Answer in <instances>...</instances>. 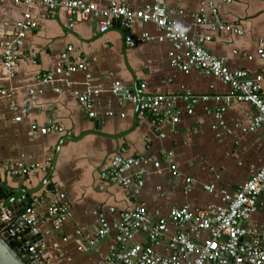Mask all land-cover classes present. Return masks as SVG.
I'll return each instance as SVG.
<instances>
[{
  "label": "crops",
  "instance_id": "0c3cea01",
  "mask_svg": "<svg viewBox=\"0 0 264 264\" xmlns=\"http://www.w3.org/2000/svg\"><path fill=\"white\" fill-rule=\"evenodd\" d=\"M86 1L102 8L111 2ZM126 1L133 9L152 4V0ZM207 1L166 0V3L171 17L184 32L189 36L212 35V40L206 43L212 54L230 70L244 69L250 76L261 78L264 85V58L260 55L264 51V0L220 5L226 23L242 30L243 34L215 32L196 26L194 14ZM28 11L36 17L39 26L26 33L22 52L26 55L35 52L37 59L35 63L30 57L20 59L15 75L10 76L2 58L1 43L12 36L16 24ZM133 30L135 37L147 33L150 39L131 48L127 47L125 31L120 26L101 34L95 18L72 19L63 9L50 17L42 6L0 4V88L9 92L0 94V184L14 189L36 188L46 180L55 162L49 180L35 193L43 194L57 187L56 197L71 206V216L60 230L52 228L51 224L43 227L45 255L51 264H98L101 256L115 244L117 230H112L96 247L85 250L80 249L84 239L76 230L91 237L98 228L100 213L112 223L119 219L122 211L145 205L155 223L157 211L167 217L172 207L187 205L192 209L219 211L227 206L219 190L234 192L254 171L264 166V130L245 131L256 113L255 106L233 99L222 120L218 119L213 111L222 104V99L216 101L213 97L230 95V87L213 75L174 68L170 60L174 46L167 39L160 40L163 32L155 24L137 22ZM69 45L74 47L72 56H81L89 63L88 71L93 76L91 85L100 90L96 96V118L88 116L75 93L87 89L83 72L61 75V78L56 75V80L47 84L37 80L39 73L56 68L60 55ZM115 81H120L129 94L145 82L150 93L179 95L190 92L212 98L200 100L192 114L186 112L185 103L178 102L182 115L176 124L167 121L158 126L151 116L139 114L138 123L133 127L136 103L129 99L119 100L112 92ZM12 103L18 108L29 106L20 122L14 120L16 112ZM49 120L60 123L65 130L31 133L33 122L43 126ZM96 120L101 122V132L110 136L125 135L115 138L86 134L78 140L65 139L93 130ZM123 150L126 155L156 159L165 151H171L178 173L166 168L158 171L152 164L144 165L138 169L143 174L144 186L132 193L119 184L102 181L100 175L108 167V157ZM17 161L48 164V167L29 177L10 176L3 166ZM189 177L193 179L191 184L186 182ZM49 182L53 186L47 188ZM208 184H215L217 190L208 192L205 189ZM11 207L19 210L16 202ZM46 209L47 204L39 205L40 212ZM251 224L264 225V196L259 198V209L252 216ZM177 231L178 228L169 222L168 231L154 245L156 251L167 254L170 239ZM187 233L198 248L208 239L207 232ZM134 240L145 242L146 232H138ZM250 241L251 237L246 236L241 244L246 247ZM56 245L58 247H54ZM58 250H61V259L55 258Z\"/></svg>",
  "mask_w": 264,
  "mask_h": 264
},
{
  "label": "built area",
  "instance_id": "2783aa9c",
  "mask_svg": "<svg viewBox=\"0 0 264 264\" xmlns=\"http://www.w3.org/2000/svg\"><path fill=\"white\" fill-rule=\"evenodd\" d=\"M237 1L243 0L204 2L194 14V24L208 27L215 32L232 31L243 34L242 30L226 23L219 9L221 4ZM4 2L25 4L29 7L42 6L50 17H55L57 12L63 9L72 19L95 18L98 20L101 34L108 32L114 26H120L125 31L127 47L131 48L150 39L147 33L135 37L133 32L135 23H153L163 32L160 40L167 39L174 46V50L170 52L171 65L174 68L184 72L197 70L213 75L230 87V95L213 97L216 101L222 99V104L213 111L218 119L222 120L227 106L236 99L238 102L250 103L256 108V113L249 120L245 131L264 130L263 80L250 76L244 69L230 70L220 58L206 48V43L212 40V35L189 36L171 17L166 0H152V4L141 9L131 8L126 0H111L104 8L86 0H0V4ZM38 26L36 17L28 11L24 14L23 20L16 24L12 36L1 43L2 58L10 76L15 75L20 59L30 57L34 63L36 62L37 54L32 52L26 55L22 52V47L26 33L37 29ZM73 50L74 47L69 45L60 55L56 68L39 73L37 80L41 84H47L54 82L56 75L61 78V75L83 72L86 76L87 89L75 93L88 116L96 118V96L100 90L91 85L93 76L88 71L89 63L81 56H72ZM260 55L264 58V51ZM57 91H61V88H57ZM112 92L121 102L129 99L137 103V96H140L139 114L151 116L153 123L158 126L163 122L170 121L176 124L181 120L182 109L178 102L185 103L186 112L192 114L200 100L208 101L212 98L210 95L198 96L190 92L179 95L150 93L145 82L138 85L134 94H129L120 81H115ZM8 93L6 89L0 88L1 95ZM34 94L35 91H32V95ZM11 107L16 112L14 117L16 122H20L29 111V106L26 105L18 108L12 103ZM64 130V126L55 120H49L43 126L37 122L31 124L32 134L60 133ZM107 162L108 167L101 172V180L119 184L129 193L138 192L144 186L143 174L138 170L144 165L152 164L158 171L166 168L174 174L178 173L171 151H165L161 158L156 159L144 155H126L123 150L109 156ZM47 167L48 164L17 161L6 163L3 169L10 176L29 177L39 170L45 171ZM186 182L191 184L193 179L189 177ZM205 189L208 192L217 190L215 184H208ZM58 190L57 187H52L43 194H33L29 197L23 195L20 200H25L27 206L21 216L19 210L11 206L3 208L6 200H0V231L2 233L11 231L10 234L15 238L16 245L26 246L25 253L30 255L32 264H51L50 259L45 255L46 243L43 237L37 238L42 235L43 227L51 224L52 228L60 230L63 223L71 216L70 204L56 197ZM219 193L227 204L225 209L210 211L204 208L192 209L187 205L172 207L167 217L161 216L157 211L158 220L155 223L152 222L151 214L145 205L122 211L119 219L112 223L100 213L98 228L91 237L84 236L80 229L76 230V234L84 239V245L80 246V249L96 247L112 230H117L115 244L101 256L98 264H264V225L251 224L252 216L259 209V198L264 196V166L254 171L234 192L220 189ZM41 204H47L44 212L39 210ZM169 222H172L178 231L170 239L168 253L161 254L156 251L154 245L168 231ZM141 231L146 232L147 240L136 242L135 235ZM187 231L196 234L207 232L208 239L198 248ZM246 236H250L251 241L244 247L241 239ZM64 240L66 241L67 238ZM55 258L61 259V250L57 251Z\"/></svg>",
  "mask_w": 264,
  "mask_h": 264
},
{
  "label": "water",
  "instance_id": "95a60500",
  "mask_svg": "<svg viewBox=\"0 0 264 264\" xmlns=\"http://www.w3.org/2000/svg\"><path fill=\"white\" fill-rule=\"evenodd\" d=\"M136 91L135 90H131L130 93L134 94ZM127 94V93H126ZM138 101L136 103V110H135V114H134V126L136 127L137 123H138V115H139V108H140V96H137ZM86 134H98L101 136H107V137H119L121 135H125V134H121V135H115V136H110L107 135L103 132H101V122L100 120H96L95 121V125H94V129L86 132L84 134H82L81 136H68L65 139H70V140H78L81 137H83ZM54 164L51 167V170L49 172V175L47 176L46 180L38 187L33 188V189H28V188H20V189H14L9 187L6 184H0V188H5L11 191H14L15 194L7 199L4 203H3V208H8L10 207L14 202L17 203L18 207H19V216H21L22 214L25 213V209L27 206V202L25 200H20L19 202L18 199L21 198L23 195L26 196H31L33 194H35L36 192H38L42 187L45 186V184L47 183V181L49 180L53 170H54ZM0 213H1V208H0ZM21 224V222H19ZM0 226H1V222H0ZM11 232V231H10ZM9 233H2L0 231V264H32V260L30 258L29 254L25 253L26 250V246L24 245H16V240L15 238ZM42 235L37 236V238H41Z\"/></svg>",
  "mask_w": 264,
  "mask_h": 264
},
{
  "label": "trees",
  "instance_id": "16d2710c",
  "mask_svg": "<svg viewBox=\"0 0 264 264\" xmlns=\"http://www.w3.org/2000/svg\"><path fill=\"white\" fill-rule=\"evenodd\" d=\"M52 186L53 185L49 182V184L47 185V188L52 187ZM13 195H14V192H12L11 190L0 188V200H7L11 198Z\"/></svg>",
  "mask_w": 264,
  "mask_h": 264
}]
</instances>
